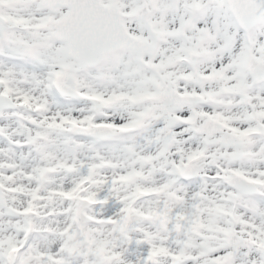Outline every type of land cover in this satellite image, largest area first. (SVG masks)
Instances as JSON below:
<instances>
[{
  "label": "snow or ice",
  "instance_id": "obj_1",
  "mask_svg": "<svg viewBox=\"0 0 264 264\" xmlns=\"http://www.w3.org/2000/svg\"><path fill=\"white\" fill-rule=\"evenodd\" d=\"M0 264H264V0H0Z\"/></svg>",
  "mask_w": 264,
  "mask_h": 264
}]
</instances>
